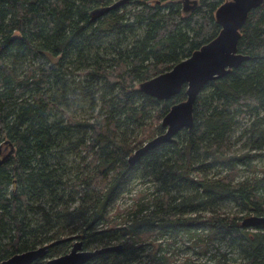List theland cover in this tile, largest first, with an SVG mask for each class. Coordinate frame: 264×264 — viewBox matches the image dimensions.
I'll return each mask as SVG.
<instances>
[{
  "label": "trees",
  "instance_id": "16d2710c",
  "mask_svg": "<svg viewBox=\"0 0 264 264\" xmlns=\"http://www.w3.org/2000/svg\"><path fill=\"white\" fill-rule=\"evenodd\" d=\"M195 1L185 15L180 0H0V262L54 243L33 263L46 264L80 241L83 250L122 247L86 264H173L182 239L195 257L225 244L238 257L231 264H264V225L243 226L264 217V1L240 30L248 59L203 88L192 128L128 162L186 99L185 85L160 101L139 84L220 31L215 11L227 0ZM109 49L116 56L103 66ZM67 96L98 103L96 115L77 119ZM246 117L247 149L236 152ZM3 144L14 155H2ZM69 152L79 158L72 182L58 175ZM134 181L143 188L132 203L111 210ZM225 205L238 213H221Z\"/></svg>",
  "mask_w": 264,
  "mask_h": 264
},
{
  "label": "water",
  "instance_id": "95a60500",
  "mask_svg": "<svg viewBox=\"0 0 264 264\" xmlns=\"http://www.w3.org/2000/svg\"><path fill=\"white\" fill-rule=\"evenodd\" d=\"M264 0H227L215 11V20L220 26L217 36L190 57L175 64L169 71L161 73L139 84V89L157 100H169L186 86V99L174 104L162 118L165 131L148 141L130 158L133 165L146 152L165 143L182 129L192 128L194 104L203 88L211 81L229 74L248 59L238 52L240 30L249 13L258 8ZM197 3V2H196ZM191 12V11H190ZM264 225V217L252 216L243 221L245 227ZM54 243L12 255L0 264H33L42 260ZM121 246H106L94 250H83L82 243L75 241L71 250L61 256L48 259L46 264H86L94 257L111 252H119Z\"/></svg>",
  "mask_w": 264,
  "mask_h": 264
},
{
  "label": "rangeland",
  "instance_id": "374dc122",
  "mask_svg": "<svg viewBox=\"0 0 264 264\" xmlns=\"http://www.w3.org/2000/svg\"><path fill=\"white\" fill-rule=\"evenodd\" d=\"M125 0H120V2H124ZM127 1V0H126ZM181 3V9H182V13L187 15L188 13H190V11L197 5L195 0H180ZM117 6V5H115ZM105 12V10H101V11H96L95 13H93V18L101 15V13ZM116 56L115 52L107 50L105 52V56L103 58V66H110L112 64V62L110 63L111 57ZM76 74L78 72V70L80 68H73ZM78 80V79H77ZM61 92L58 93L57 98L60 99L61 96ZM63 101L66 100L68 101L67 104H65V106L68 107V111L69 113H72V115L74 114V116L79 119V118H93L98 110V103H96L95 106L91 107L90 103H85L82 102L81 99L80 100H76V101H72V99L67 96L65 99H62ZM60 101V100H59ZM260 115L264 114V109L259 111ZM253 119L247 118L244 119L243 121H241L238 126L235 129V133L233 135V140H234V149L236 152H241L243 150L247 149V146H245L246 142H247V136L246 134V129L245 127L247 126V128L250 125V122L253 121ZM249 124V125H248ZM136 133V132H135ZM133 133V134H135ZM245 135V136H244ZM134 136V135H132ZM2 155H5V157H8L10 155H14V150L13 148H11L9 145H2ZM78 161L79 158L74 154V153H64L62 155V159H61V163L62 165L58 168V175H62L63 176V180L64 181H68L70 180V182H72V180L75 179L76 177V169H77V165H78ZM76 168V169H75ZM78 171V169H77ZM241 177L244 178L246 176H248L249 172L246 170H243L242 172H240ZM128 188L131 190V193L128 194L126 192V194H124L123 196H121L117 202L115 204L112 205L111 210L114 209L115 206H119L120 208H125L126 206H128L129 204L132 203L133 200V193L135 190H141L143 188L142 185H140V183L138 181H134L132 182ZM67 191H71V189L67 188ZM45 199L43 197H39V199L36 201L37 203L39 202H44ZM69 206H77V203H70ZM221 213H238V211H236L234 208H232L229 205H225L220 209ZM172 239H169L168 241H171ZM182 239H178L176 247L180 250H176V254L177 256L175 257V262L173 264H183L185 263L184 259L186 257H191V261H189L186 264H217L216 261L211 260V258L213 257H221V258H225V254L227 256V261L225 264H231V260L235 259L236 262L238 261V257L235 253H232L229 249L226 248L225 244H219L218 246H211L208 254L205 257H195L193 256L192 252L186 251L187 249L184 247V243L183 241H181ZM186 241V240H184ZM73 243V241H72ZM72 243L70 242V246L72 245ZM116 243H121V242H114V244ZM42 244H40L39 246H41ZM37 246V247H39ZM69 250V249H68ZM184 250V251H183Z\"/></svg>",
  "mask_w": 264,
  "mask_h": 264
},
{
  "label": "bare ground",
  "instance_id": "6f19581e",
  "mask_svg": "<svg viewBox=\"0 0 264 264\" xmlns=\"http://www.w3.org/2000/svg\"><path fill=\"white\" fill-rule=\"evenodd\" d=\"M195 51H196V50H195ZM145 144H146V143H145ZM145 144H144V145H145ZM144 145H143V146H144ZM143 146H142V147H143ZM137 150H138V149H137ZM137 150H136V151H137ZM136 151H135V152H136ZM149 151H150V150H149ZM149 151H148V152H149ZM135 152H134V153H135ZM148 152H146L145 154H147ZM134 153H133V154H134ZM133 154H132V155H133ZM145 154H144V155H145ZM132 155H131V156H132ZM144 155H143V156H144ZM140 158H141V157H140ZM128 162H129V159H128ZM129 164L132 165L130 162H129ZM112 246H120V245H112ZM101 248H104V247H101ZM120 250H121V249H120Z\"/></svg>",
  "mask_w": 264,
  "mask_h": 264
}]
</instances>
